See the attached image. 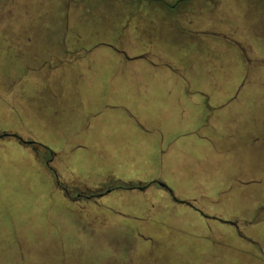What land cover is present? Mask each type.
<instances>
[{"label":"rangeland","instance_id":"374dc122","mask_svg":"<svg viewBox=\"0 0 264 264\" xmlns=\"http://www.w3.org/2000/svg\"><path fill=\"white\" fill-rule=\"evenodd\" d=\"M5 132L0 264H264V0H0Z\"/></svg>","mask_w":264,"mask_h":264},{"label":"flooded vegetation","instance_id":"af4514ba","mask_svg":"<svg viewBox=\"0 0 264 264\" xmlns=\"http://www.w3.org/2000/svg\"><path fill=\"white\" fill-rule=\"evenodd\" d=\"M240 47L242 48V50H243V52H244V54H245V58H247L248 59V62H249V64L251 65V68H253V67H255L254 66V64H252V61H251V59L252 58H249V54L245 51V49L240 45ZM256 53V52H255ZM254 53V54H255ZM122 54H126L127 55V53H125V52H123ZM121 54V55H122ZM147 54H149V52L147 51V52H145V53H142V54H140L139 55V57L140 58H145V57H148L149 55H147ZM120 55V56H121ZM139 57H137V58H139ZM26 145V144H25ZM29 146H32V148H33V150H35V149H38L39 147L41 148L42 147V145H40V144H38V143H35V144H31V145H29ZM44 147V146H43ZM45 148H47V147H45ZM47 150H48V148H47ZM49 151V150H48ZM50 152V154L52 155V156H54L55 154L57 155V153H53V152H51V151H49ZM53 160V157H51L48 161H46L45 162V164L51 169V170H53V172L55 173V176H56V180H57V184L62 188V190L65 192V194H66V196H69L70 198H71V200H78V199H80V198H82V197H86V198H100V196H96V194H97V192H98V189H100V188H102V187H99V188H96V190H90V194L88 195V194H86V193H84V194H82V193H78L76 196H70L69 195V190L66 188V187H64L62 184H61V182L59 181V176L56 174V171H55V169H53L51 166H50V163H51V161ZM154 182H151V184H153ZM156 183V182H155ZM128 184H132V182L131 183H128ZM147 183H142V182H138V184H136V185H131V186H129V187H127V189L129 188H136V189H139L138 187L139 186H144V185H146ZM150 184V183H149ZM150 184V185H151ZM157 184V183H156ZM149 185V186H150ZM159 185V184H158ZM148 187V186H147ZM146 187V188H147ZM105 188H112L113 190L112 191H114L115 189H116V187L115 186H112V187H106L105 186ZM145 188V189H146ZM145 189H143V190H145ZM141 190V189H140ZM167 191V190H166ZM168 193H170L169 191H168ZM109 194V193H108ZM106 195V194H105ZM104 195V196H105ZM101 197H103V196H101ZM191 207H193V208H197V207H195L194 205L193 206H191ZM197 210V209H196ZM197 212H200L199 210L197 211ZM201 213V212H200ZM205 213V212H204ZM205 214H207V213H205ZM201 215L203 216V214L201 213ZM208 215V214H207ZM205 219H210L211 217H204Z\"/></svg>","mask_w":264,"mask_h":264},{"label":"water","instance_id":"95a60500","mask_svg":"<svg viewBox=\"0 0 264 264\" xmlns=\"http://www.w3.org/2000/svg\"><path fill=\"white\" fill-rule=\"evenodd\" d=\"M7 136H12V137H15V138H17L21 143H23V145L24 144H26V145H31V144H35L36 142H34V141H30V140H23V138L22 137H20L18 134H16V133H7V132H5V133H0V139H2V138H4V137H7ZM157 183V184H159L161 187H163V188H165L167 191H169L170 192V194L173 196V199L175 200V202H178V203H183V204H187V205H190V206H193V203H191L190 201H188V200H181V199H179V198H177V197H175V195H174V193H173V191H172V189L165 183V182H163V181H154V183ZM151 184V183H150ZM150 184H146V185H144V186H139L138 188L139 189H141V190H143V189H145L147 186H149ZM112 188H105V187H102V188H100V189H98V192H97V194H96V196H104L105 194H108V193H110V192H112ZM199 211L204 215V217H210V216H208L207 214H205L202 210H200L199 209ZM212 218V217H211ZM222 222H226V223H229V222H227V221H223V219H220ZM232 223V222H231Z\"/></svg>","mask_w":264,"mask_h":264},{"label":"crops","instance_id":"0c3cea01","mask_svg":"<svg viewBox=\"0 0 264 264\" xmlns=\"http://www.w3.org/2000/svg\"><path fill=\"white\" fill-rule=\"evenodd\" d=\"M120 57H121V56H120ZM180 93H181L182 95H185L183 90H181ZM162 188H163V187H162ZM163 189L166 190L165 188H163ZM167 192H168V191H167ZM110 193H111V192H110ZM106 195H107V194H106ZM189 201H190V200H189ZM190 202L193 203V205H194L195 207H197V206L195 205V203H194L195 201H190ZM192 208H193V207H192ZM194 209H195V210L197 209L196 211H198V210H199V207L194 208ZM200 210H201V209H200ZM203 212H204V211H203Z\"/></svg>","mask_w":264,"mask_h":264},{"label":"trees","instance_id":"16d2710c","mask_svg":"<svg viewBox=\"0 0 264 264\" xmlns=\"http://www.w3.org/2000/svg\"><path fill=\"white\" fill-rule=\"evenodd\" d=\"M132 184H119V185H116L115 187L118 188V187H121V186H124V188H127L129 186H131Z\"/></svg>","mask_w":264,"mask_h":264}]
</instances>
